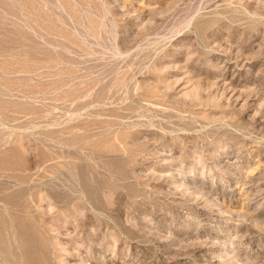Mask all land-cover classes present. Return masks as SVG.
Instances as JSON below:
<instances>
[{
	"label": "rangeland",
	"instance_id": "1",
	"mask_svg": "<svg viewBox=\"0 0 264 264\" xmlns=\"http://www.w3.org/2000/svg\"><path fill=\"white\" fill-rule=\"evenodd\" d=\"M0 264H264V0H0Z\"/></svg>",
	"mask_w": 264,
	"mask_h": 264
}]
</instances>
